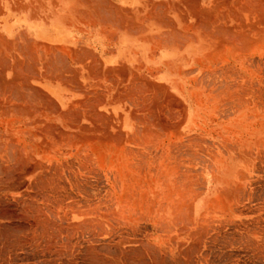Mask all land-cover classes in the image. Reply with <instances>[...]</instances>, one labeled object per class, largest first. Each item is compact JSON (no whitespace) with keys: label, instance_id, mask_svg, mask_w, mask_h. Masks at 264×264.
I'll return each instance as SVG.
<instances>
[{"label":"bare ground","instance_id":"1","mask_svg":"<svg viewBox=\"0 0 264 264\" xmlns=\"http://www.w3.org/2000/svg\"><path fill=\"white\" fill-rule=\"evenodd\" d=\"M136 1L143 4L136 11L133 7L125 8L122 5L113 7L119 25L123 28L124 36L119 38L117 51L108 53L104 44L102 45L104 48L102 53L105 56L103 62L100 60L101 58L100 61L90 59L92 62L89 64L86 52L85 62L82 61L85 64L81 70L80 68L75 70L69 66L63 70L64 73H61L62 69L58 73L56 66L54 65L55 72L53 71L55 68L52 67V69L47 61L43 62L45 63V65L43 64L44 72L35 69L34 74L38 73L39 77L41 76L38 80L42 83H49L60 98H64L66 90L79 96L84 94L85 99L68 104V109H61L55 99L51 97L52 95H48L41 89H33L34 86L25 89L33 92L35 90L33 94L23 91L22 82L20 83L22 73L19 71L20 68L18 70L17 68L24 62L21 64L20 60H15L13 63V80H7L4 77L7 72H0V264H145L147 262L144 251L140 249L139 251H143V254L138 252L145 256V261L142 256L137 257L138 249L129 251L137 252H131L132 256L136 255V258L128 256L131 254L128 252V248L120 247V251H118L117 247L112 251L115 246L119 244L121 246V243L111 245L113 248L109 245L112 253L116 251V253H120L119 258L114 255L116 253H113L115 256L113 258L110 250L105 254V249L109 248L102 244V231H104L102 218L107 223L106 227L112 226L110 220L115 213V191L110 182L105 185V190H103V186L100 187V175L105 174L106 170L110 168L108 163L114 152L112 149L114 143L122 144L129 138L140 137V135L144 137L151 132V121L147 117L141 116L140 113L133 112L129 120L126 121L128 125L124 123L135 132L132 134L125 132L116 125V118L109 120L104 117L106 115L98 114L99 112L96 113L93 110L102 101H99L101 97L98 94L94 95L92 92L93 96H90L88 91L91 90L92 85L89 87L87 83L108 84L107 92L109 97L111 96L113 104L121 105L129 100L140 99L148 106L144 112H150L157 128L165 132L175 131L178 126L170 124L171 119L166 118L165 113L167 108L172 111L179 106L180 101L178 96L173 93V86L167 82H161L160 75L167 73L159 68L164 67L170 69L171 72H176L175 74L182 78L181 82H185L187 79L195 81L192 77L197 70L195 62L198 61V64H201L203 68L209 67L210 65L205 66L204 63H201L202 57L215 50V45L235 52H247L254 39L249 38L246 32L229 30L222 22L226 19L236 18L237 23L241 21L237 26H242L241 14L248 11L262 15L264 0ZM128 15L131 17L129 18ZM240 31L243 30L240 29ZM160 38H162V42H167L166 44H170V46L164 48L162 55L156 54V57L150 58L152 45L158 43ZM211 43H215V45ZM53 49L56 51L65 48L57 46ZM74 49L69 52L73 57L76 56ZM136 49L142 51L143 54L135 52ZM224 54L226 55V53L220 54L223 56V60H225ZM43 56L48 59L46 55L43 54ZM216 56L218 57V55ZM79 57V60H82L80 55ZM127 59L134 60L131 63ZM213 59L215 60V58ZM32 63L35 67L38 66L34 62ZM61 67L63 68V66ZM226 67L228 65L223 63L222 74L226 75V72L229 71L225 69ZM58 68L60 69V67ZM228 69L230 68L228 67ZM22 72L25 73L23 69ZM238 75L239 73L237 77ZM208 77L210 78V76ZM82 78L86 83L81 81ZM229 78L230 76L228 77L227 74L223 81L230 83ZM210 82L209 80L208 85ZM195 83L200 85L206 82L202 77L200 83L198 81ZM22 84L24 85V83ZM233 85L235 84L233 83ZM229 92L232 93V91ZM219 96L221 97V95ZM27 97L37 101V105L26 102ZM148 102H152V104L147 105ZM40 103L44 106L42 107ZM38 106H41L42 109L38 110ZM78 106L89 109L90 116L85 120L90 122V125L84 124V118H82V112L79 111ZM52 112L57 117L60 116L61 123L53 124V119L46 116ZM137 122L149 124V126L143 125L144 128L140 133V129L136 126ZM114 127H119L117 134L112 132ZM107 178L109 179L106 176ZM142 244L141 246L145 247Z\"/></svg>","mask_w":264,"mask_h":264},{"label":"rangeland","instance_id":"2","mask_svg":"<svg viewBox=\"0 0 264 264\" xmlns=\"http://www.w3.org/2000/svg\"><path fill=\"white\" fill-rule=\"evenodd\" d=\"M138 2L135 0L132 3V5L135 4L133 6L135 11L143 5ZM252 13L246 11L241 14L242 26H237L241 21L237 23L236 18L226 19L222 22L229 30L246 32L249 38L254 39L249 52H235L211 43L215 45V50L204 55L201 61L205 66H210L203 68L201 64H198V61L195 62L197 70L192 75L195 81L187 79V81L181 82L182 78L175 74L176 72H171L170 69L164 67L159 68L167 73L160 75L161 82L171 84L173 93L178 96L180 101L179 106L172 111L167 108L165 113L166 118L171 119L170 124L178 126L175 131L165 132L157 128L150 112H144L148 106L140 99L129 100L121 105L113 104L112 98L107 92L108 84H98V86L96 83H87L89 87L92 85L91 90L88 91L90 96L98 94L101 97L99 101H102L96 105L98 110L96 107L93 110L96 113L99 112L98 114L106 115L104 117L109 120L116 118L115 123L120 129L131 134L135 132L126 126L128 125L126 121L129 120L133 112L147 117L152 124L151 132L144 137L140 135V137L129 138L122 144L114 143L112 147L114 152L112 151L113 154L108 163L110 168L106 170L105 174L100 175V187L103 186L102 188L105 190V185L110 182L115 191V213L110 220L112 226L106 227L107 223L102 218L104 223L102 227L105 231H102L103 246L106 245L109 248L111 245L121 243V246L119 244L115 248L111 246L112 251L117 247L118 251H120V247L128 248V252L130 249H138L137 252L139 249L143 250L147 257V264H264V37H262L264 35V11L262 15ZM128 17L130 18L131 15ZM63 39L59 34L55 37L56 43ZM159 40V44L152 45V53L149 51L150 58L156 57V54L162 55L164 48L170 46V44H166L167 42H162V38ZM102 45L100 44V48H103ZM105 46L104 44L108 53L118 50L113 45L112 48L109 44ZM0 49V72H7L4 75L7 80L14 78L12 68L15 60H20L21 64L24 62L17 68V70L20 68L19 71L22 73L20 83H24V85L21 83L23 91L28 92L29 90L25 89L29 86H34L35 90L41 89L48 95H52L51 97L63 110L68 109V104L85 99L84 94L82 96L75 95L69 90L64 91V98H60L49 83H42L38 80L41 78L38 73L32 74L31 71L29 73L24 70L27 64L31 67V63L34 62L38 66L32 65L33 69L44 72L45 63L43 62L47 61L51 68L56 66L58 73L61 69V73H64L63 70L69 68L67 64L75 62L73 55H70L67 50H56V52L51 48L49 54L44 53L49 60L45 59L42 53V55L37 54L33 58L24 60L20 56L15 57L13 44H10L9 41L5 42L2 37H0ZM222 51L226 53V55L224 54L225 60L221 56ZM135 52L143 54L139 49H136ZM227 52L229 54L231 52V54L229 55ZM86 56L89 58L87 61L89 64L92 62L90 59L102 62L105 60L103 53L100 55L87 52ZM244 56L246 57L244 58ZM57 57L59 60L56 59ZM133 60L129 59L128 62L132 63ZM219 61L222 63H218ZM245 61L249 63L246 64ZM58 63L60 64L58 65ZM62 63L63 65H61ZM223 63H226L230 68H225L229 70L226 73L231 78H229L230 83L223 81L227 77V74L221 73ZM56 68L53 71L56 72ZM234 68L235 70L231 71ZM81 69L82 67H80ZM217 69L219 70L217 71ZM247 69L249 70L247 71ZM75 70H79V68H75ZM238 73L239 78L237 77ZM202 77L206 83L197 85L195 82L200 83ZM209 80L211 81L210 85H208ZM81 81L86 83L83 78ZM29 92L34 93L33 91ZM92 92L93 94H91ZM227 92L230 94L227 95ZM26 102L37 105V101L28 97ZM22 103L25 102L22 101ZM151 104L152 102L147 103V105ZM40 105L44 106L41 103ZM41 106H38L37 109L39 110ZM78 109L82 112L84 124L90 125V122L85 120L90 116L89 109L84 106H78ZM145 113L147 114L145 115ZM46 116L53 119V124L61 123L60 116L57 117L53 112ZM143 125L149 126V124L136 123L140 133L144 128ZM119 127H114L112 132L117 134ZM152 136L153 138H151ZM105 175L109 179H106ZM141 244L145 247H142ZM102 250L104 251L103 248ZM109 250L110 248L105 249V254ZM139 252L136 254L137 257L143 254L140 255ZM113 253L112 257L120 256V253H116L117 255H113ZM130 255L132 256L133 253L128 254L129 257H131ZM136 255L132 258H136ZM142 258L144 259L145 256Z\"/></svg>","mask_w":264,"mask_h":264},{"label":"crops","instance_id":"3","mask_svg":"<svg viewBox=\"0 0 264 264\" xmlns=\"http://www.w3.org/2000/svg\"><path fill=\"white\" fill-rule=\"evenodd\" d=\"M134 1L0 0V37L13 44L16 57L24 60L41 53L49 54V50L56 45L67 52L75 48V62L68 60L71 62L68 64L71 68H80L85 64L86 52L101 55L104 48H100L99 44L117 48L119 38L124 35L113 7L122 5L130 8L135 5H132ZM57 33L64 38L59 41L61 43H56ZM79 55L82 60H79ZM24 70L34 74L35 69L31 64V67L25 66Z\"/></svg>","mask_w":264,"mask_h":264}]
</instances>
